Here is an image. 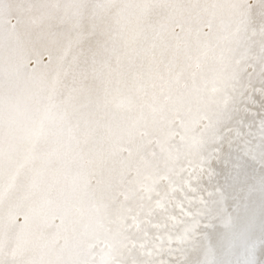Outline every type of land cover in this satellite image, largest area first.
<instances>
[{
    "label": "snow or ice",
    "instance_id": "6c2138e0",
    "mask_svg": "<svg viewBox=\"0 0 264 264\" xmlns=\"http://www.w3.org/2000/svg\"><path fill=\"white\" fill-rule=\"evenodd\" d=\"M0 264H264V0H0Z\"/></svg>",
    "mask_w": 264,
    "mask_h": 264
}]
</instances>
